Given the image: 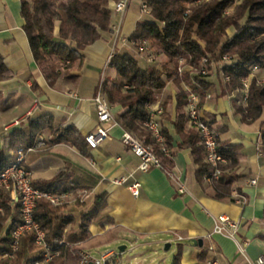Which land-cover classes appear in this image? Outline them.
Instances as JSON below:
<instances>
[{
  "label": "trees",
  "instance_id": "trees-1",
  "mask_svg": "<svg viewBox=\"0 0 264 264\" xmlns=\"http://www.w3.org/2000/svg\"><path fill=\"white\" fill-rule=\"evenodd\" d=\"M115 1L20 0L23 30L33 59L49 86L58 79L74 82L79 78L84 66V49L111 34L110 4ZM143 3L150 9L148 17L151 20H139L129 40L136 52L142 42L147 41L155 60L159 58L162 62L156 66L152 64L153 60L142 67L134 52L115 51L111 55L106 70L113 75H105L101 91L111 106L120 107L114 120L149 148L161 168L171 163L177 150L188 149L196 166L198 183H207L214 199L235 201L240 198L242 203V194L237 186L244 177L237 173L242 157L239 148L221 141L218 137L221 130L213 127V120L207 121L216 151L225 160L219 165L222 172L219 179H211L213 168L206 162L199 130L188 124L187 115L183 112L189 90L199 94V107L202 106L215 87L208 80L211 75L189 71L178 73V67L180 60L194 70L201 68L204 59L208 64L222 62L215 75L221 94L238 91L251 66L264 68V0H143ZM226 10H230L229 13ZM228 31L231 32L230 37ZM224 56L229 59L222 61ZM225 77H228L227 81ZM9 78L0 54V82ZM166 81L177 91L173 124L181 142L176 150L164 128L159 127L163 138L159 143L144 126L150 107L166 87ZM234 107L247 124L261 120L264 116V83L259 84L252 79L246 105L235 103ZM169 117L164 109L159 115L161 120ZM41 134L50 136L54 144H67L82 156L89 157L90 148L84 136L72 125L55 124L50 115H33L0 137V172L11 163L10 151L34 146ZM258 137L259 148L264 155V119L260 122ZM162 146L167 153L161 151ZM70 169L66 165L50 179L33 181L32 185L54 193L87 190L89 185L76 180ZM103 201L102 194L94 195L89 210L81 212L80 239L88 236L91 223L101 219ZM65 212V205L53 206L46 200L38 201L34 208L33 218L44 232L47 252L51 255L48 261H45V250L35 244L31 231L20 234L17 249L12 252L14 231L22 223L20 205L11 200L5 188L0 187V264H69L78 256L73 244L80 239L75 234V218ZM170 264H182L180 253L173 256Z\"/></svg>",
  "mask_w": 264,
  "mask_h": 264
},
{
  "label": "crops",
  "instance_id": "crops-1",
  "mask_svg": "<svg viewBox=\"0 0 264 264\" xmlns=\"http://www.w3.org/2000/svg\"><path fill=\"white\" fill-rule=\"evenodd\" d=\"M142 5L143 0H127L124 12L112 14L111 34L84 49V66L76 81L58 79L49 86L33 59L23 30L20 0H0V54L10 75L7 81L0 82V137L12 129L5 132V126L15 120L21 125L26 120L24 116L34 100L39 101L34 115H50L55 124L72 125L81 136L92 132L98 125L92 99L105 75L111 72L106 70L111 55L115 51L134 52L129 38L138 21L148 16L142 12ZM112 7L113 3L111 10ZM208 80L215 87L205 98L200 113L221 130V141L240 150L237 173L244 177L237 186L242 203L214 199L208 184L198 183L188 149L177 150L164 168L151 166L146 172L141 171L139 159L120 139L124 130L114 120L120 107L112 106L113 119L103 124L108 139L90 149L88 158L67 144L52 143L46 134L40 135L44 139L43 149L26 158L25 166L31 170L34 181L48 180L58 169L69 165L74 178L89 185L87 190L74 191L88 192L83 202L66 207L65 214L75 218L78 239L81 212L89 210L94 195H103L102 217L90 224L86 238L73 244L76 250L92 255L115 243L128 244L141 257L139 263L135 262L136 256L133 263L124 261L122 254L112 249L114 264H144L148 259L151 264H170L177 253L182 264H258L259 258L264 259V155L258 144L264 116L252 124L243 122L234 107V92L222 95L216 80ZM176 93L175 87L166 81V87L151 106L161 107L170 116L164 120L158 116L157 122L171 137L174 150L181 142L173 124ZM183 112L186 114V106ZM116 180L122 182L115 183ZM134 182L139 183L136 197L128 189ZM221 215L237 223L234 237L213 233L216 218ZM166 244L169 248L164 250ZM160 247L169 256L153 259L151 255L155 256ZM75 259L76 256L71 264H75Z\"/></svg>",
  "mask_w": 264,
  "mask_h": 264
},
{
  "label": "built area",
  "instance_id": "built-area-1",
  "mask_svg": "<svg viewBox=\"0 0 264 264\" xmlns=\"http://www.w3.org/2000/svg\"><path fill=\"white\" fill-rule=\"evenodd\" d=\"M127 5V0H117L113 3L112 14L116 15L125 11ZM142 12L149 13L150 9L146 4L142 5ZM138 53H145L148 62L155 60V54L152 49L149 47L147 41H143L142 44L137 48ZM229 58L224 56L222 61H227ZM207 59L203 60V65L199 70H195L182 64L181 60L179 61L178 73H183L186 68L190 73H197L201 75L210 74L215 76L217 69L221 67L222 63L214 64L207 63ZM260 71V68L257 66H251L250 73L248 76L242 80V87L236 91L237 96L234 98L236 104L246 105L248 98V88L252 79H256V73ZM256 72V73H255ZM225 80H228V77H225ZM257 83H264L263 80L256 79ZM185 87H187L185 85ZM208 94L206 98H209ZM233 97V96H232ZM93 104L96 111L98 125L96 128L84 136V140L89 146L90 149H96L100 146L106 139H108V130L103 128V124L109 123L113 119V107L107 102L101 91V85L99 86L97 92L95 93L93 99ZM200 96L194 91L189 90L187 99H186V115L188 118V124L194 125L198 128L199 134L203 141V145L206 151V162L213 168L212 178L214 180L219 179L221 175V170L219 165L225 162L216 151L215 139L210 131L207 121L201 116L200 113ZM39 107V101L34 100L31 107L25 114V119H28L34 115V112ZM163 109L159 106L150 107L149 115L147 121L144 123V126L151 132L153 138L161 143L163 138L159 130V125L157 122V117L162 113ZM20 121L15 120L11 125L4 127V131L7 132L10 128L19 126ZM121 142L125 145L129 151L139 159L138 168L146 172L149 167H161L158 159L151 153L149 148L144 146L133 133L129 131H123L121 134ZM44 146V139L42 136L38 137L36 143L32 147L26 149L17 148L9 152L11 157V163L0 172V187L5 188L10 193V198L13 202L20 205L22 223L14 231L15 242L12 246V252L17 249L18 239L21 233L23 232H33L34 242L36 245L45 250V261H48L51 258V255L47 252V245L44 240V232L40 228L39 224L33 218L34 208L36 203L40 200H46L53 206H62V205H72L74 203L83 202L87 196V191H63L59 193H54L50 190L42 191L35 188L31 182V172L23 167L25 157L39 150ZM161 151L167 153V150L162 146ZM121 180H116L115 183H121ZM252 184L255 183V180L251 181ZM131 194L136 197L139 193V183L134 182L128 187ZM183 190L181 189L180 192ZM234 194H236L234 192ZM236 201L241 203V199L237 198ZM238 230V225L235 221L225 215L218 216L213 227V233L222 234L226 233L231 237H234ZM79 263L78 264H114L113 256L115 251L108 249L103 251L98 258L93 257L91 254L79 250ZM12 255H10L11 257ZM264 262L263 258L257 260L258 264ZM40 264V263H34ZM216 264V263H212Z\"/></svg>",
  "mask_w": 264,
  "mask_h": 264
},
{
  "label": "rangeland",
  "instance_id": "rangeland-1",
  "mask_svg": "<svg viewBox=\"0 0 264 264\" xmlns=\"http://www.w3.org/2000/svg\"><path fill=\"white\" fill-rule=\"evenodd\" d=\"M229 11L230 10H226V13H229ZM145 19L146 20H151L150 19V17H148V16H145ZM228 36L230 37V35H231V32L230 31H228ZM134 53H135V56H136V58L139 60V62H140V65L142 66V67H145V66H147L149 63H148V61H147V57H146V54L145 53H138V52H136L135 50H134ZM227 57V56H226ZM227 58H229V57H227ZM159 61H161L159 58H157L156 60H155V62L154 63H152L153 65H158V63H159ZM222 63V62H221ZM260 68V67H259ZM184 71H188V68H186ZM195 71V70H194ZM256 73V72H255ZM109 77H111L112 76V73L111 72H108V74H107ZM256 76V79H259V80H263L264 81V68H260V71L259 72H257L256 74H255ZM210 78L211 79H214V80H216L215 79V77H213V76H210ZM233 98H235L236 96H237V92H234L233 94ZM39 137H40V135H39ZM40 149H43V147H41ZM39 149V150H40ZM36 153L38 152V150H36L35 151ZM34 152V153H35ZM31 154V153H30ZM30 154H28V155H30ZM28 155L25 157V159H24V163H23V167H25L27 170H29L26 166H25V162H26V158L28 157ZM30 172H31V170H29ZM34 180H33V176H32V172H31V182H33ZM10 194V193H9ZM66 207H68V205L66 206ZM121 246H124V247H126V249L124 250V251H119V247H121ZM110 249L112 250H116L118 253H121L122 254V258H123V260L124 261H126V260H130L132 263L134 262V256H136V252L134 251V250H132L131 248H130V246L128 245V244H122V245H117L116 243L115 244H112L111 245V247H110ZM151 252H153V251H144V253H149V254H151ZM100 254L101 253H98V252H93V254H92V256L93 257H96V258H98L99 256H100ZM77 255H78V253H77ZM152 257H153V259H159V260H161L164 256H166V257H168L169 256V253H164V251H163V247H160V248H158L157 250H156V254H155V256H153V254L151 255ZM136 258V260H135V262H137V263H139L140 262V259H141V257H139V256H136L135 257ZM74 259H72V260H70V262H69V264H71V262L73 261ZM151 259H148L144 264H151L149 261H150ZM159 260H157V262L159 261ZM124 261H123V263H124ZM79 263V255L76 257V259H75V264H78ZM125 264V263H124Z\"/></svg>",
  "mask_w": 264,
  "mask_h": 264
},
{
  "label": "water",
  "instance_id": "water-1",
  "mask_svg": "<svg viewBox=\"0 0 264 264\" xmlns=\"http://www.w3.org/2000/svg\"><path fill=\"white\" fill-rule=\"evenodd\" d=\"M124 246H121V247H119V251H123L124 250ZM169 248V244H166L165 246H164V250H167ZM91 264V263H90Z\"/></svg>",
  "mask_w": 264,
  "mask_h": 264
}]
</instances>
